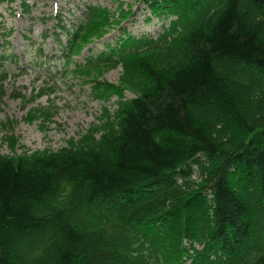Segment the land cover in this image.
<instances>
[{
    "label": "trees",
    "instance_id": "1",
    "mask_svg": "<svg viewBox=\"0 0 264 264\" xmlns=\"http://www.w3.org/2000/svg\"><path fill=\"white\" fill-rule=\"evenodd\" d=\"M143 2L162 32L125 30L86 60L123 67L92 87L118 97L115 121L56 152H0V264H264V0ZM97 11L55 15L65 61Z\"/></svg>",
    "mask_w": 264,
    "mask_h": 264
},
{
    "label": "rangeland",
    "instance_id": "2",
    "mask_svg": "<svg viewBox=\"0 0 264 264\" xmlns=\"http://www.w3.org/2000/svg\"><path fill=\"white\" fill-rule=\"evenodd\" d=\"M28 2L29 15L21 14L19 2L12 4L13 12L7 3H0L2 33L13 30L7 43L0 40V74L7 71L0 82V152L9 156L56 152L85 134L99 136L115 121L118 97L96 98L92 93L94 78L117 85L124 70L119 64L87 67V58L104 50L105 43L117 40L125 30L137 36H157L169 24L166 17H152L143 0ZM86 6L98 9L93 35L80 42L85 46L80 54L65 61L62 44L55 40V15L80 24L86 18ZM98 26L101 28L96 31ZM57 34L66 43L62 33ZM48 84L55 90L38 96ZM124 95L133 93L126 89ZM33 109L53 117H35ZM191 179L200 181L198 172Z\"/></svg>",
    "mask_w": 264,
    "mask_h": 264
}]
</instances>
